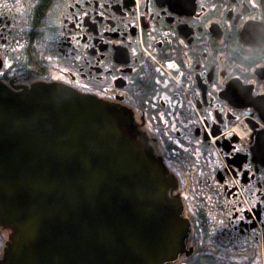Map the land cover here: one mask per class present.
Listing matches in <instances>:
<instances>
[{"label":"flooded vegetation","instance_id":"obj_1","mask_svg":"<svg viewBox=\"0 0 264 264\" xmlns=\"http://www.w3.org/2000/svg\"><path fill=\"white\" fill-rule=\"evenodd\" d=\"M40 83L132 114L189 224L171 264H264V0H0V86Z\"/></svg>","mask_w":264,"mask_h":264},{"label":"water","instance_id":"obj_2","mask_svg":"<svg viewBox=\"0 0 264 264\" xmlns=\"http://www.w3.org/2000/svg\"><path fill=\"white\" fill-rule=\"evenodd\" d=\"M176 187L127 110L0 86V264H171L189 232Z\"/></svg>","mask_w":264,"mask_h":264},{"label":"snow or ice","instance_id":"obj_3","mask_svg":"<svg viewBox=\"0 0 264 264\" xmlns=\"http://www.w3.org/2000/svg\"><path fill=\"white\" fill-rule=\"evenodd\" d=\"M170 68H172L173 67V65L170 63L169 65H168ZM161 118H163V117H161Z\"/></svg>","mask_w":264,"mask_h":264}]
</instances>
